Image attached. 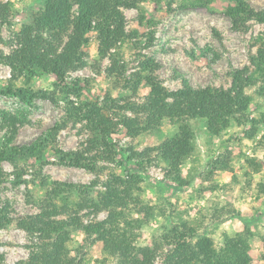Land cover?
Wrapping results in <instances>:
<instances>
[{"label": "rangeland", "instance_id": "1", "mask_svg": "<svg viewBox=\"0 0 264 264\" xmlns=\"http://www.w3.org/2000/svg\"><path fill=\"white\" fill-rule=\"evenodd\" d=\"M45 1L0 0L10 4L12 17L10 25L1 27L0 50L4 54L15 47L14 37L21 27L31 24L44 11ZM187 1L190 0H161L156 6L149 0L142 2L139 10L122 9L129 35L120 48L123 75L120 78L106 75L110 61L108 57L98 58L96 34L90 32L82 44L85 65L70 72L66 83L71 87L78 83L81 101L102 103L107 97L143 102L153 85L159 83L176 91L181 89L182 79L194 89L225 90L231 85V73L242 68L258 79L253 61L258 49L264 47L259 40L263 26L250 21L246 31H234L224 14L234 6L233 2L211 0L202 7H179ZM246 2L254 11H264V0ZM151 30L154 35L149 40ZM146 60H150L154 69L143 68ZM124 79L131 85L139 82L136 95L123 86ZM54 83L53 76L40 72L29 80H13L10 69L0 64V111L15 118L14 145H31L42 133L62 122V103L55 105L41 98L29 102L24 96L29 92L50 91ZM245 94L251 99L244 115L249 122L232 120L217 137L207 133L205 119L188 122L194 134V152L180 166L179 179L169 174V168L157 158L156 152L132 158L133 153L156 148L177 134L178 127L167 120L158 128L134 137L122 126L116 127L100 146L110 154L109 160L92 166L60 165L53 156L54 147L64 152L86 147L89 132L72 123L58 132L54 143L44 144L46 148L41 155L20 157L14 163L4 161L0 206L7 208L11 223L0 228V264L28 261L31 241L17 223L39 213V205L47 198L53 182L87 186L95 182V196L104 190L111 174L137 177L135 192L143 212L134 216L141 223L132 239L137 247L159 248L153 264H164L174 248L164 241V236L173 231L183 232L191 243L204 236L217 249L222 247L224 235L242 232L244 222L253 235L249 242L252 264H264V96L258 93L257 86L247 88ZM71 100L76 101V96H71ZM3 129L0 124V137ZM78 216L84 224L95 223L104 221L106 213L87 209ZM182 225L185 228H180ZM69 231L71 254L82 258V264H115L102 255L101 243L86 240L80 230Z\"/></svg>", "mask_w": 264, "mask_h": 264}, {"label": "trees", "instance_id": "2", "mask_svg": "<svg viewBox=\"0 0 264 264\" xmlns=\"http://www.w3.org/2000/svg\"><path fill=\"white\" fill-rule=\"evenodd\" d=\"M144 1L149 0H46L44 11L31 24L23 25L15 35V47L8 54L0 50V64L10 69L13 80H29L36 72L56 79L50 91L25 93L29 102L41 98L55 105H64L62 122L42 133L33 144L23 146L13 144L15 118L0 111L1 128H5L0 137V184L4 181L1 166L4 161L14 163L20 157L41 155L46 148L44 144L54 143L58 132L68 123L82 125L89 132L90 139L82 150L64 152L54 147L53 156L60 165L76 168L107 162L110 154L100 146L118 126L134 137L158 128L165 120L175 124L178 132L173 138L156 148L133 153L132 158L156 152L157 158L169 168V174L179 179L180 166L194 152V134L189 121L205 119L207 133L216 137L228 128L232 120L239 123L241 120L250 121L244 116L251 102L245 90L257 86L258 93L264 96V47L258 49L253 61L258 79L246 68L237 69L231 73V85L225 90L210 87L194 89L186 79H182V87L176 91H170L159 83L153 85L143 102L109 97L102 103L79 99L78 83L71 87L66 83V77L85 65L82 44L86 34H96L98 58L108 57L110 61L106 75L120 78L124 72L120 48L129 38L121 10H139ZM150 1L156 6L161 2ZM208 1L211 0H190L179 7H202ZM228 1L234 6L224 14L234 31H246L250 21L264 28V11H254L247 0ZM11 18L10 4L0 2V32L2 26L10 25ZM149 35L148 39H153L154 31L151 30ZM259 40L264 44V31ZM143 68L154 69V65L146 60ZM138 83L131 85L124 79L123 86L136 95ZM71 96H76V101H72ZM137 183L135 176L122 178L111 174L104 190L93 196L95 182L88 186L53 182L47 198L39 205V213L26 216L17 223L31 241L29 259L25 264H82V258L71 254L69 229L80 230L91 243H101L102 255L115 264H153L159 248L137 247L132 239L141 223L134 216L143 212L136 197ZM87 209L95 213L105 212V220L84 224L78 214ZM10 223L7 208L0 206V228ZM243 226L240 233L224 235L223 245L217 249L204 236L191 243L183 232L173 231L164 236V241L174 246L164 264H252L249 242L253 235L247 228L248 223L244 222ZM180 228H185V225Z\"/></svg>", "mask_w": 264, "mask_h": 264}]
</instances>
